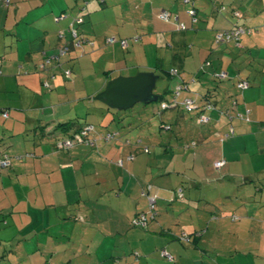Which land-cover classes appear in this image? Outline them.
<instances>
[{
	"label": "crops",
	"instance_id": "crops-1",
	"mask_svg": "<svg viewBox=\"0 0 264 264\" xmlns=\"http://www.w3.org/2000/svg\"><path fill=\"white\" fill-rule=\"evenodd\" d=\"M156 1L143 0L155 15ZM161 1L172 10L178 6L175 0ZM91 2V9H97L99 0L86 4ZM67 4V0H11L9 4L0 0V109L9 113L8 117L0 114V153L7 152L12 163L0 167V264H185L186 260L215 264L200 262L201 234L193 243L179 236L200 228L207 233L227 229L224 218L231 209L235 213L232 228L248 225L252 232L259 228L264 237V0L255 1L256 15L242 20L260 29L244 35L241 45L225 44L223 52L207 60L206 74L193 87L200 93L211 92L213 74L229 73L216 99L212 92L209 95L216 108L207 112L210 123L200 127L196 111L176 108L175 130L163 135L153 150L146 137L135 133L142 128L133 123L114 131L119 135L110 145L99 139L98 146L59 148L60 141L88 122L82 118L85 108L91 111V93L95 97L107 86L102 79L90 90V76L103 73L109 78L110 67L125 66L131 71L128 76L144 70L137 47L126 56L119 42H107L108 34L100 44L92 39L94 29L89 26L78 30L82 41L77 44L66 31L71 18L55 20L61 12L70 11ZM136 9L129 11L135 27L147 12L142 4ZM70 12L79 14L75 8ZM211 14L208 24L212 23L214 37L232 28L229 14H219L214 5ZM177 15L180 20H192L187 10ZM157 19L153 16L147 28L160 30ZM132 23L127 30L117 28L119 39H128L129 47L141 39L132 37ZM61 29L65 38L59 36ZM61 46L68 50L61 53ZM67 70H72L70 76ZM241 79L249 80L252 87L241 92L236 84ZM69 121L79 122L74 127L58 126ZM195 140L197 145L192 146ZM146 145L157 162L145 174L135 154L144 153ZM117 158L123 159L122 167L115 163ZM219 159L225 160L224 169L214 166ZM215 169L220 176L213 175ZM132 171L147 183L128 174ZM145 185L159 196V219L143 229L131 221L150 209L142 194ZM177 186H183L185 198L171 200L176 203L171 205L169 197L176 196L171 189ZM163 250L174 261L160 254ZM193 252L199 255L191 261L186 254Z\"/></svg>",
	"mask_w": 264,
	"mask_h": 264
},
{
	"label": "rangeland",
	"instance_id": "rangeland-1",
	"mask_svg": "<svg viewBox=\"0 0 264 264\" xmlns=\"http://www.w3.org/2000/svg\"><path fill=\"white\" fill-rule=\"evenodd\" d=\"M67 1H68L67 4L68 7L66 9H69L71 11L74 10L75 8L77 10V13H79L76 16H73L74 14H69V17L72 19L73 17L82 16L85 20V23H82L79 26L77 25L78 26L77 29L80 31V29L82 30L86 26H89L90 30L94 29V32L92 33L91 37L92 39H95L99 44L100 42L103 41L105 34H108L109 36H113V37L115 36L119 39L120 36L117 33V28L118 29L121 28L122 30H127V28L130 26V23H132L131 14L129 13L131 9L137 10L136 7L139 4H142L144 9L146 8L147 12L146 15L144 16L145 17L144 21L141 23L140 22L141 19H139L138 25L136 27L134 26L133 23H132L133 27L131 26L134 30L132 37L133 38L141 37L139 41L140 43L131 44V47H129V49L123 47L122 48L125 50L123 53H125V55L128 56L130 54L129 51H132L133 48L137 47V52L140 54V60L138 61H140V65H144V70L142 71H148L151 69L153 72L155 71L158 75L161 76L156 85V89H155L156 93L164 94L167 88L173 86L174 79L171 78L170 75H168L169 72L172 71L173 69H179L186 75H188L187 73H194L198 69H200L202 65H204L205 63H209L206 61L208 59L212 60L216 53L223 52L225 44L233 43V42H229V43L226 42L223 44H218L215 42L212 23L210 22V24H208L212 16L211 13L214 4L211 0H196L199 7V14L197 17V21H194L193 18H191L192 19L191 21L188 20L186 21L185 19L182 18L181 23L186 24V27H188L187 30L185 31H179L176 24H173L172 22L164 21L161 19V17H159L160 12L164 8L172 10L171 9L172 7L170 8L166 5H163V2L161 0L156 1L159 5L157 9L158 10L157 15L153 13L154 11H151L152 6L150 4L147 5L148 7L144 5L143 0H107L106 4H104L103 6L98 4L99 6L97 7V9H93V10L91 9L92 2L86 5L87 0H79V5H78L79 7H77L76 5L77 2L76 0H67ZM175 1L176 2L178 1L177 2L178 6L174 7V9L172 10L173 15L175 16L177 15V13L181 15H183V13L185 14L187 10L186 7L189 4H185L184 0H175ZM175 1L171 0L172 3ZM217 1L220 2L221 0H217ZM255 1L226 0L225 2L230 3L231 5L234 4L235 6H238L242 11V13L246 15V18H250L251 16L256 15ZM89 10L90 11L92 10V12L89 13ZM153 16L158 18L157 19L158 25L157 24L156 25L158 28H160V30H154L152 27L151 30L147 28L149 24H152ZM243 36L244 35H242V39ZM92 42L93 41H90L89 43L92 44ZM120 44L121 43L119 42V44L117 45ZM128 58L130 59V56ZM131 63L133 62H130L129 64ZM101 68L102 70L108 69L107 67L104 68L103 66H101ZM110 69L111 70L113 69L112 71L110 70L111 71L109 74L110 79L108 78L107 75H104L103 73L95 74L94 77L90 76L91 78L90 90L96 89L99 80L103 79L102 80L103 82L108 83L111 79L117 78L118 75H123L128 77V75L125 74L131 72L127 68H125V66L123 69L122 67H118V68L110 67ZM142 71H138V72H142ZM91 95H92L90 101L92 106L91 111L88 112L87 108H85L86 115L82 119L85 120V118H87L89 123H92L93 125L98 127L99 130L104 132V133L99 132L97 129L94 130L91 134L92 136L99 137L100 140L102 139L106 143V145L112 144L111 142H114L113 140L116 139H112L110 140V142H107L104 137V134L108 133L109 131L121 132V130L127 128L130 125L129 123H133L135 125L137 124L138 128H142L140 130L141 133L139 131L135 133L137 135H142L141 136L142 138L146 137L145 139L147 143L146 142L145 143L151 146L152 150L153 147L154 148L157 147L156 144H159V141L161 140V137L163 135H168L169 133H171L170 131L167 133L166 132L162 133L160 131L161 130L160 124L161 121L166 123L173 122L175 118V116L173 115L174 110L168 109L167 112H163L162 115L155 113V109H157L159 105L158 101L149 104L137 103L128 110H117V109H109V108L107 109L104 103L93 99L94 98L93 92L91 93ZM66 96L71 97L70 94L67 93ZM189 96H195V95L190 93ZM73 97L75 96L73 95ZM82 105L84 106L83 103ZM86 106H87V102H86ZM154 107L156 108L154 109ZM144 120L146 124L143 125L142 121ZM206 125L208 124H205L204 126ZM229 131H232V129L230 128ZM145 148L143 151L144 153L138 152V154L136 153L135 155L136 158L139 159L140 164H142L143 173L146 174L147 173L146 170L148 171L153 170L152 166L156 164L157 160L156 161L152 160L151 157L153 153L147 154L145 152ZM120 160L122 159L120 158L115 159V163L122 167V165L120 164ZM150 160H151L150 166L148 167V163ZM134 161L135 159L132 162ZM218 171L220 172V170L215 169L213 175L220 176ZM132 172L133 173H128V174H130L136 179L138 176L136 175L135 171ZM137 180L143 184L147 183L146 179L143 178L142 181L140 180L139 177L137 178ZM162 180L164 181L165 179L162 178ZM182 182L183 180L180 183ZM175 185H177V183H175ZM259 185L260 187H263V185L261 184ZM145 187L146 188L144 189L147 192L148 185L147 186L145 185ZM182 189L183 186H177L176 188L173 187L171 189V193L174 192V194H176L177 191ZM172 195L171 198L169 197V201H171L172 198L174 197V195L173 196ZM260 199L261 198H259V200ZM227 202L229 204H233L231 199H228ZM147 203L149 205L148 197H147ZM171 205H176V203L172 202ZM228 209L230 210L229 207ZM160 211L164 212V209ZM229 212L230 213H226L227 216L226 218H224V221L227 223V225H229L227 229L224 230L218 229L217 231L211 229L208 233L206 232L205 229L204 230H201V228L199 229L200 231L198 232L201 234L200 237L203 238L200 239L201 243L199 244V248H198L199 250L196 249L197 251H201L200 256L202 260H200V262L203 263V261L205 260L206 262L212 261L215 264H218L216 259L221 258L220 261L222 262V264H264V237L260 236L261 232L259 231V228L258 230H254L253 232L250 230L248 225H244L243 229L240 230L232 228L234 226L232 225L233 224L232 221L235 220L234 209H231ZM236 214H238L241 217L242 213L237 212ZM157 217H158V212L156 218H151L149 223L151 224L152 222L156 221ZM262 222L264 223V221ZM246 223L249 222L246 220ZM195 234L196 233L194 232H190V233L184 232L180 234L179 239H181L182 241L194 242V240H196L195 238L199 237V236L195 237ZM184 243L182 242L180 245ZM201 248L203 249V251L201 250ZM159 252L160 254L165 256V258L172 261V259L164 255L162 251ZM186 255L189 256L190 260L192 261L193 259H196V257L199 254L198 252L197 253L193 252L192 256L188 254ZM185 264H188V260H186Z\"/></svg>",
	"mask_w": 264,
	"mask_h": 264
},
{
	"label": "trees",
	"instance_id": "trees-1",
	"mask_svg": "<svg viewBox=\"0 0 264 264\" xmlns=\"http://www.w3.org/2000/svg\"><path fill=\"white\" fill-rule=\"evenodd\" d=\"M87 1H92V0H87ZM214 4V7H215V9H216V11L219 13V14H229V16H231V18H232V28H230V29H226V30H229V31H231V30H234V29H236V28H242L243 30H244V32H242V33H240L239 34V39H236V38H234V39H231V40H227V41H225V42H233L234 44L236 43L237 45H241V39H242V35H246V34H252L254 31H258L259 29H260V27L258 26V27H253V26H251V25H248V24H244V23H242V20L244 19V16H245V14L244 13H242V11L240 10V8L239 7H233L232 8V6H230L229 4H225V2L223 1V0H221L220 2H218L217 0H211ZM107 3V0H99V4L101 5V6H103L104 4H106ZM186 4V3H185ZM187 4H189V3H187ZM87 5V4H86ZM85 7V6H84ZM191 7V5L188 7V9ZM195 8H196V3H195ZM188 9H187V13L190 15V13H189V11H188ZM169 10V9H168ZM196 10H197V15H198V9L196 8ZM236 12H238V13H240V15H237V13ZM63 13H65V14H67V17H69V14H72L70 11H63V12H61V14H63ZM61 14H59V15H61ZM58 15V16H59ZM191 16V15H190ZM80 16H78V17H75V18H79ZM82 17V16H81ZM80 17V18H81ZM56 18V17H55ZM83 18V17H82ZM74 17L71 19L72 20V22H71V24L69 25V28H68V30H66V31H68L69 32V34L71 35V37L74 39V40H76V41H82V39H80L81 38V34H80V32H79V34H78V37H74L73 36V33L71 32V26H72V23L74 22ZM179 19H180V16H179ZM83 20H84V18H83ZM181 21V20H180ZM85 22V20L83 21V22H81V24L82 23H84ZM81 24H78V26L79 25H81ZM186 25V24H185ZM76 26V28H78V26L77 25H75ZM263 28H264V25H263ZM63 32H65L63 29H61ZM61 30H59V31H61ZM58 31V32H59ZM77 31H78V29H77ZM223 31V30H222ZM222 31H220V32H222ZM218 33V32H217ZM216 33V34H217ZM59 36H60V32H59ZM64 38L66 37V32H65V35L63 36ZM215 38V37H214ZM106 39H107V37H106ZM118 39V38H117ZM123 39V38H122ZM117 42H120V39H118L117 40ZM215 42H216V38H215ZM225 42H223V43H225ZM93 43V42H92ZM121 43V42H120ZM217 43V42H216ZM223 43H218V44H223ZM62 47H64V46H61V48ZM123 47V46H122ZM206 62H208V61H206ZM0 64H1V61H0ZM206 65H207V63H205L204 65H202L201 67H200V69H198L196 72H194V73H189V75H186V74H184L181 70H179V69H176V70H178V72H177V74L176 75H174V74H172V72L170 71L169 72V74L168 75H170V77L171 78H173L174 80H176L174 83H173V86L172 87H170V88H167L166 89V91H165V93L164 94H161V93H156V91H155V93L156 94H158L159 95V100H158V102H159V105H158V108L157 109H155V113H157V114H159V115H162V113L163 112H167V110L168 109H170V110H174V109H176V108H179V107H182L183 108V110H185V112H191V111H196L197 112V114H196V116H195V121H197L196 123L198 124V125H200V126H203V125H205V124H209L210 123V121L209 122H207V123H203V124H201V123H199V121H198V119L201 117V115L202 114H207V112L208 111H213L214 109H216L215 108V104H214V102L211 100V97L209 96L210 95V93L212 92V98L213 99H216V96L217 95H215V93L217 94L218 92L217 91H219L220 89H221V87L223 86V82L225 81V80H228L229 78H230V76H229V73H228V75L226 76V77H224V78H219L218 77V73H215V74H213V79H211V81H213L212 82V84H213V88L212 89H208V90H210L211 92H206V93H200L197 89H193V87L194 86H196V84L199 82L200 83V79H201V77L204 75V74H206L205 72H206ZM42 66L44 67V64H42ZM0 68H1V66H0ZM72 71V70H71ZM227 72V71H226ZM161 77V76H160ZM188 77V78H187ZM241 80H245V79H241ZM241 80H239V81H237L236 82V84H237V86H238V88H239V90L241 91V92H243V91H245V90H247L248 88H250V87H252V83L248 80H246L247 82H249L250 84H249V86H248V88H242V87H240L239 86V82L241 81ZM158 82V81H157ZM47 85V87H50V84L49 83H47L46 84ZM185 93H187V94H190V93H193L195 96H189V95H187V96H185ZM168 96H170V97H168ZM188 99H192V100H194V103H195V107H193V108H190V109H188L187 108V106H186V100H188ZM145 104H148V103H145ZM164 104L166 105V106H164ZM4 113H7V115H4ZM0 114H2L3 116H5V117H8V115H9V113H8V109H0ZM208 115V114H207ZM209 117H210V115H208ZM242 116V115H241ZM210 119H211V117H210ZM79 121H69V122H62V124H60V125H58V126H60L61 128H62V126H66V125H70V126H72V127H74V126H77V123H78ZM174 122H169V123H166V122H163V121H161V124H160V131L163 133V132H169V131H174ZM90 125H93L92 123H88V122H85V124L84 125H81L80 127H78L75 131H74V133H71V134H69V135H67V137L66 138H64L62 141H60V143H59V148H61V149H65V150H68V149H66V148H64V147H62L61 145L63 144V142L64 141H66L67 139H74V137H75V135L76 134H78V133H80L81 131H83V130H85V128H87V126H90ZM94 126V130H97V127L95 126V125H93ZM93 130V131H94ZM93 131H91V132H93ZM109 133H114V131H109L108 133H106V134H104V136L105 135H107V134H109ZM231 133L233 134L234 133V131H231V132H229V135H231ZM115 134V136H116V139L118 138V133L117 132H115L114 133ZM220 134V133H219ZM90 135H92L91 133H90ZM92 137H94V138H98V137H95V136H92ZM100 139V138H99ZM76 144H85V143H76ZM75 144V145H76ZM191 145H197V142H196V140L195 141H193L192 142V144ZM146 147H149V146H146ZM70 149V148H69ZM147 153H150V147H149V151H146ZM5 153H7V152H5ZM8 154V153H7ZM9 155V154H8ZM10 156V155H9ZM11 157V156H10ZM215 164V163H214ZM12 165V164H11ZM215 166V165H214ZM218 168V167H217ZM223 168V167H222ZM218 169H221V168H218ZM181 192H183V196H182V198L179 196V194H177L176 193V196H174L173 198H172V201H174L175 199H179V200H183L184 198H185V192H184V188L181 190ZM158 200V199H157ZM156 203H157V201H156ZM156 203H155V205H156ZM138 215V214H137ZM155 216H154V218H156V215H157V205H156V208H155V214H154ZM136 217V216H135ZM134 217V218H135ZM133 220V219H132ZM150 222V221H149ZM131 224H132V221H131ZM133 226V225H132ZM135 227V226H134ZM137 227H140V226H137ZM140 228H142V227H140ZM143 229H145V228H143ZM198 234H200L199 232H196V234H195V237L198 235ZM200 236V235H199ZM138 255H139V253H138ZM137 255V256H138ZM172 261H174V260H172ZM68 264H70V263H68Z\"/></svg>",
	"mask_w": 264,
	"mask_h": 264
},
{
	"label": "built area",
	"instance_id": "built-area-1",
	"mask_svg": "<svg viewBox=\"0 0 264 264\" xmlns=\"http://www.w3.org/2000/svg\"><path fill=\"white\" fill-rule=\"evenodd\" d=\"M10 1L11 0H4V2L6 4H9ZM195 1L196 0H184L185 3H189L191 5V7L188 9V11H189L190 15L192 16V18L194 19V21H197L198 15H197V10L195 8ZM236 13H237V15H240V13H238V12H236ZM66 17H67V14L63 13V14L57 16L55 18V20L60 21L61 19L66 18ZM159 17H161L162 20L176 24L179 31H185L188 28V27H186V25L184 23H181L178 15L174 16L173 13L166 8H164L160 12ZM73 20H74V22L72 23V26H71L72 27L71 32L73 33V36L76 38V37H78L79 32L77 31V28L75 25L81 24V22H83L84 20L82 17L81 18L80 17L79 18L74 17ZM59 32H60V37H63L65 35V32H63L62 30ZM242 32H244V30L242 28H236V29L231 30V31L223 30L222 32H218L215 35L216 42L217 43H223L227 40H231L234 38L239 39L238 36ZM135 39L138 40L139 37H137ZM106 40H107V42H109L111 44H115V43H117L118 39L115 36L114 37L109 36V37H107ZM120 42L124 48L129 47L130 41L128 39H120ZM80 43H81V41H77V44L81 45ZM67 50H68V47L64 46L61 48V53L65 52ZM0 66H1V64H0ZM71 72H72L71 70H67L65 73L67 76H70ZM171 72H172V74L176 75L178 70L173 69ZM227 75H228V73L226 71L218 73L219 78H224ZM238 84L242 88H248L250 83L247 82L246 80H241ZM164 106H166V105L164 104ZM186 106L188 109L195 107L194 100H192V99L186 100ZM4 115H7V113H4ZM198 121L201 124L207 123L210 121V117L207 114H202L201 117L198 119ZM94 129L95 128L93 125L87 126V128H85V130L76 134L74 139H67L66 141L63 142V144L61 146L66 148V149H69V148L74 147V145L76 143H85V144L87 143V144L92 145V146L98 145L99 137L94 138V137H92V135H90V133H92L91 131H93ZM104 137H105L107 142H110V140H112V139H116V136L114 133H109V134L105 135ZM146 151H149V147H146ZM129 159L134 160V156L130 155ZM11 164H12L11 163V157L5 152L4 153L1 152L0 153V167L5 169L7 167H10ZM120 164L121 165L123 164V159L120 160ZM224 164H225V160H217L214 165H215V167L222 168L224 166ZM176 193L179 194V196L182 198L183 192H181V190L177 191ZM142 194L145 197H148L150 209H149L148 213H140V214L136 215V217L132 220V225L135 227L140 226V227L146 229L148 227L150 219L154 218V216H155L154 215L155 214V208H156L155 203H156L159 196L157 194H152L148 191L146 192L145 190H143ZM162 252L164 255L170 257V259L173 258L172 255L168 251L163 250Z\"/></svg>",
	"mask_w": 264,
	"mask_h": 264
},
{
	"label": "water",
	"instance_id": "water-1",
	"mask_svg": "<svg viewBox=\"0 0 264 264\" xmlns=\"http://www.w3.org/2000/svg\"><path fill=\"white\" fill-rule=\"evenodd\" d=\"M159 78L155 71H142L128 77L118 75L94 100L117 110H128L137 103H155L159 100V95L155 93Z\"/></svg>",
	"mask_w": 264,
	"mask_h": 264
},
{
	"label": "clouds",
	"instance_id": "clouds-1",
	"mask_svg": "<svg viewBox=\"0 0 264 264\" xmlns=\"http://www.w3.org/2000/svg\"><path fill=\"white\" fill-rule=\"evenodd\" d=\"M219 160H223V159H219ZM217 161V160H216ZM225 165V164H224Z\"/></svg>",
	"mask_w": 264,
	"mask_h": 264
}]
</instances>
